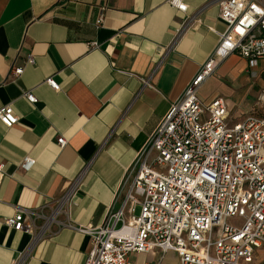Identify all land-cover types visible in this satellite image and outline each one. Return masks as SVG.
Listing matches in <instances>:
<instances>
[{"label":"crops","instance_id":"1","mask_svg":"<svg viewBox=\"0 0 264 264\" xmlns=\"http://www.w3.org/2000/svg\"><path fill=\"white\" fill-rule=\"evenodd\" d=\"M167 1L0 0V108L18 118L10 129L0 123V264H84L90 238L69 224L95 228L116 206L136 153L214 50L211 30L225 29L214 0H183L185 14ZM197 12L201 22L190 24ZM12 67L23 68L15 80ZM255 69L231 55L198 97L223 99L241 120L263 89L264 62ZM25 157L35 162L27 173ZM16 213L32 232L5 226ZM262 260L264 247L253 262Z\"/></svg>","mask_w":264,"mask_h":264},{"label":"built area","instance_id":"2","mask_svg":"<svg viewBox=\"0 0 264 264\" xmlns=\"http://www.w3.org/2000/svg\"><path fill=\"white\" fill-rule=\"evenodd\" d=\"M167 4L180 13L187 11L183 0ZM214 4L225 29L211 30L217 37L214 50L136 153L120 184L121 199L116 192V206L108 208L95 228L69 224L90 238L84 264H135L129 254L151 252L161 258L172 253L177 264H252L264 246V114L253 109L233 121L223 99L204 102L198 97L201 85L229 56L240 57L248 70L264 62V4L260 0ZM200 14L187 21L200 23ZM103 20L101 12L95 27L100 28ZM26 63L33 64V58L27 56ZM22 72V67H12L8 77L15 80ZM45 83L58 90L52 78ZM23 97L36 101L30 92ZM254 106H264V89ZM17 121L11 105L0 108L4 128ZM56 142L60 149L66 146L62 138ZM34 163L25 157L19 170L27 173ZM235 220L239 225L229 223ZM4 224L16 232L34 228L22 213Z\"/></svg>","mask_w":264,"mask_h":264},{"label":"rangeland","instance_id":"3","mask_svg":"<svg viewBox=\"0 0 264 264\" xmlns=\"http://www.w3.org/2000/svg\"><path fill=\"white\" fill-rule=\"evenodd\" d=\"M246 69H247V67H246ZM255 70L256 69H254V71ZM247 71L251 72V70H248V69H247ZM261 78L264 81V69H262V71H261ZM261 88L264 89V84H263V86ZM254 112L258 113V114H264V106H262L261 108H256L254 106ZM138 212H139V209L136 208L135 215H137ZM229 223L234 224V225H239L238 220L231 221ZM128 257H129L130 261L135 263V264H145V263H151V264H177V258L172 253H166L162 258L159 255H157L155 252H151L148 255H145V254H141V255L129 254ZM253 264H264V260L260 261L259 263L253 262Z\"/></svg>","mask_w":264,"mask_h":264}]
</instances>
